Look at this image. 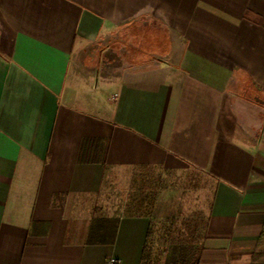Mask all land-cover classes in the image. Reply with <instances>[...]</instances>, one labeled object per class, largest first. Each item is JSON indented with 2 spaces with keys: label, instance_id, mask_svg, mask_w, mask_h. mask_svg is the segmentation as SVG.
<instances>
[{
  "label": "crops",
  "instance_id": "obj_1",
  "mask_svg": "<svg viewBox=\"0 0 264 264\" xmlns=\"http://www.w3.org/2000/svg\"><path fill=\"white\" fill-rule=\"evenodd\" d=\"M139 25L163 58L64 91ZM139 169L209 184L190 264H264V0H0V264H140L151 217L96 204Z\"/></svg>",
  "mask_w": 264,
  "mask_h": 264
},
{
  "label": "rangeland",
  "instance_id": "obj_2",
  "mask_svg": "<svg viewBox=\"0 0 264 264\" xmlns=\"http://www.w3.org/2000/svg\"><path fill=\"white\" fill-rule=\"evenodd\" d=\"M166 35L155 26L139 25L114 31L111 38L73 55L64 91L68 88V93L91 99L104 86L103 73L141 68V64L149 62L153 55L163 58L165 48L162 45H167L169 40ZM114 61L120 66L113 65ZM74 67L78 72H84L87 67L89 74L75 78ZM95 71L98 75L93 74ZM117 184L120 188L125 186V183ZM127 184L128 188L122 190L119 187L107 190L105 196L96 201L97 209L103 208L104 213L124 214L131 210L147 214L152 224L148 242L160 253L161 259L171 250L177 253L191 251L195 258L210 201L209 184L206 186L207 182L190 169H139L131 173Z\"/></svg>",
  "mask_w": 264,
  "mask_h": 264
},
{
  "label": "trees",
  "instance_id": "obj_3",
  "mask_svg": "<svg viewBox=\"0 0 264 264\" xmlns=\"http://www.w3.org/2000/svg\"><path fill=\"white\" fill-rule=\"evenodd\" d=\"M112 235H114L113 232ZM151 236H152V224L151 226H149L147 230L146 241L143 245L140 264H190L191 262L190 259L193 258V254H194L191 251H187L186 253L185 252L177 253L171 250L168 251L165 258L161 259L160 253L155 252L153 246L148 242ZM112 239L113 237L111 238V240ZM92 241L93 240L90 237L89 242Z\"/></svg>",
  "mask_w": 264,
  "mask_h": 264
},
{
  "label": "built area",
  "instance_id": "obj_4",
  "mask_svg": "<svg viewBox=\"0 0 264 264\" xmlns=\"http://www.w3.org/2000/svg\"><path fill=\"white\" fill-rule=\"evenodd\" d=\"M108 264H119L115 259H109Z\"/></svg>",
  "mask_w": 264,
  "mask_h": 264
}]
</instances>
